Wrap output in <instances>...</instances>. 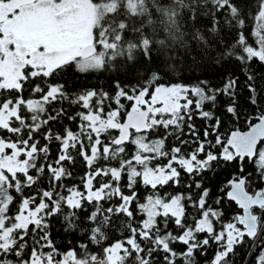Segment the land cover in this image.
Instances as JSON below:
<instances>
[{"label":"snow or ice","instance_id":"obj_1","mask_svg":"<svg viewBox=\"0 0 264 264\" xmlns=\"http://www.w3.org/2000/svg\"><path fill=\"white\" fill-rule=\"evenodd\" d=\"M0 264H264V0H0Z\"/></svg>","mask_w":264,"mask_h":264},{"label":"trees","instance_id":"obj_2","mask_svg":"<svg viewBox=\"0 0 264 264\" xmlns=\"http://www.w3.org/2000/svg\"><path fill=\"white\" fill-rule=\"evenodd\" d=\"M109 73H95V74H89L87 76H72L69 75L68 77H65L69 80V83L71 85H74L75 87H88V86H103L105 88H109L111 86V80H110ZM224 177L221 176L220 179H223ZM53 235L56 237V242L58 244H64L67 243L68 240H75L77 239V234H73L71 236L66 235L63 233L62 226L59 220L53 221ZM243 255V252L241 253Z\"/></svg>","mask_w":264,"mask_h":264}]
</instances>
